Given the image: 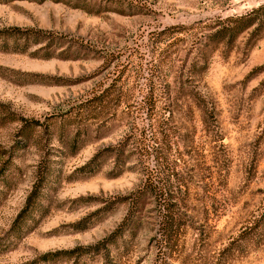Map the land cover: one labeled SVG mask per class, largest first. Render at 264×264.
Segmentation results:
<instances>
[{
    "label": "rangeland",
    "instance_id": "obj_1",
    "mask_svg": "<svg viewBox=\"0 0 264 264\" xmlns=\"http://www.w3.org/2000/svg\"><path fill=\"white\" fill-rule=\"evenodd\" d=\"M0 32V264H264V0H0Z\"/></svg>",
    "mask_w": 264,
    "mask_h": 264
},
{
    "label": "trees",
    "instance_id": "obj_2",
    "mask_svg": "<svg viewBox=\"0 0 264 264\" xmlns=\"http://www.w3.org/2000/svg\"><path fill=\"white\" fill-rule=\"evenodd\" d=\"M247 24H245L246 26ZM13 31H17V35L13 34ZM3 32H0V37L3 36L2 34ZM4 34H6L4 37H12L13 41L15 42V45H18V42L20 40H22V44L24 46L30 44V43H39L41 41H44L47 39V37L44 35V33H41L40 31H31V30H16V28H14V30L11 31H6L4 32ZM48 44H50L51 39L48 40ZM18 47V46H16ZM16 49H20V48H16ZM152 129V127L149 126V131ZM150 137L154 138V132L150 133ZM153 143L156 142L155 140L152 141ZM123 147V144L120 143L118 145V147L112 146V147H105L102 148L100 150H98L97 152H95L92 157L90 159H88L84 165H82L81 169L87 172H92L94 170H96L100 164V157L101 156H106V155H115L116 158V167L117 162H120V154L122 153L121 148ZM139 192H141V190H139ZM35 197H36V189L32 188V190L29 192V194L27 195L26 199H25V204L24 207L22 208V210L18 213L17 217H16V222L18 221H22L28 214L29 211H31L33 209V203L35 201ZM122 199H126V198H117V199H110L108 200V202H105L104 204H102V206L100 208H97L93 214H98L97 217L101 216L102 214L106 213L108 210H110L114 203H118L123 201ZM162 202H164L162 210L164 211V216H167L166 214L169 213V204L165 203L164 199L162 198ZM141 204L142 201L139 200V198H130V202H129V212H128V217L125 219V223H131L133 216L135 215V213L139 210H141ZM80 222H78L79 224ZM128 227V226H127ZM126 228H123V225L117 227L114 231H112L110 234L104 236L103 238H101L100 240H98L96 243L88 245L87 247L84 248H75L73 250H57V251H48L45 252L44 254H42V256H40L42 261H51V260H55L57 258L62 257V255H64L65 257H70L72 255V253L75 251L78 253L82 254H95V253H99L102 250H104L108 244H110L111 242L113 243L119 236H121V231H127L125 230Z\"/></svg>",
    "mask_w": 264,
    "mask_h": 264
}]
</instances>
